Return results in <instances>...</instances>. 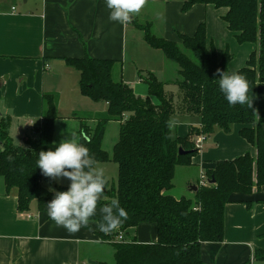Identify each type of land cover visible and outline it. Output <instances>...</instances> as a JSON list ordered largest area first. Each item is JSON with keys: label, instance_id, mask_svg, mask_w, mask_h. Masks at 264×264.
<instances>
[{"label": "trees", "instance_id": "1", "mask_svg": "<svg viewBox=\"0 0 264 264\" xmlns=\"http://www.w3.org/2000/svg\"><path fill=\"white\" fill-rule=\"evenodd\" d=\"M181 1L185 11L195 4L227 8L224 20L238 42L256 44L247 65L238 71L248 82L252 107H231L220 92L219 76L227 71L233 56L226 51L219 57L213 46L208 48L205 22L193 36L181 34L180 45L156 36L150 24L135 20L145 40L179 65L178 101L165 92V84L153 73H140L149 94H136L122 78L121 61L88 55L65 59L80 75L82 94L108 105L105 112L93 117L94 127L83 123L80 132L88 137L86 146L97 163L114 161L118 165V178L114 183L107 181L98 209L117 199L128 212V219L117 230L108 234L98 231L100 239L114 248V262L98 264H209L202 258V244L223 241L225 208L233 195L251 194L255 187L264 186V97L257 96L258 86L264 84V0ZM118 65L119 76H115ZM58 102L57 93L43 95V123L37 130L38 138L29 140L26 148L13 144L0 121L4 146V150L0 148V175L8 192L17 190L21 212H28L36 200L39 210L47 213V203L54 198L55 193L43 184L45 178L37 160L40 151L52 149ZM176 113L199 118V126L191 125L186 138L174 135ZM74 114L73 118L82 119ZM111 122H118L120 128L112 151H108L103 142ZM235 125H242L239 133L255 147L256 157L248 152L219 161L207 171L206 185L195 184L197 191L189 195L171 192L177 167L194 165L199 151L195 137H209L217 131L231 133ZM81 143L85 141L81 139ZM181 148L188 152L181 153ZM211 178L215 183L209 182ZM68 187L60 188L66 191ZM100 219L98 214L94 221L99 223ZM145 222L157 225L156 242L141 243L136 237L117 240L121 233ZM258 257L264 258V253Z\"/></svg>", "mask_w": 264, "mask_h": 264}, {"label": "crops", "instance_id": "2", "mask_svg": "<svg viewBox=\"0 0 264 264\" xmlns=\"http://www.w3.org/2000/svg\"><path fill=\"white\" fill-rule=\"evenodd\" d=\"M227 11L213 4H195L185 11L181 0H146L141 11L121 25L109 20L104 0H0V121L13 144L26 148L29 140L38 138L37 130L43 123V95L57 93L59 118L52 150L61 140L70 139L71 131L80 137L83 123L61 111L67 110V96L82 94L80 75L65 59L86 55L121 61L122 78L141 96L149 94V86L140 80V73H153L165 84V92L178 101L179 65L145 40L135 20L150 24L156 36L178 42L181 34L193 36L205 22L208 48L213 46L219 57L229 51L233 58L227 72L238 73L247 65L256 44L238 42L224 20ZM257 96L264 97V84L258 86ZM70 102L66 105L73 112L76 107ZM103 103L102 113L108 107ZM96 115L90 116L94 125ZM199 124L197 117L176 113L174 135L186 138L190 126ZM241 128L235 125L231 133L217 131L206 137L194 165L185 170L177 167L174 181L181 170L184 182L200 183L208 179L207 171L219 161L248 152L256 157L255 147L240 135ZM102 163L114 162H99L97 166ZM44 178L43 184L57 191L70 184L66 178ZM232 199L225 208L223 241L204 242L202 258L209 264H264V258L258 257L264 253V186L255 187L251 194H234ZM18 206L17 190L8 192L0 175V264H85L88 259L106 261L103 253L114 254L110 242L100 239L96 221L69 233L40 211L36 200L28 212H21ZM124 236L153 243L158 239L157 225L141 223Z\"/></svg>", "mask_w": 264, "mask_h": 264}, {"label": "clouds", "instance_id": "3", "mask_svg": "<svg viewBox=\"0 0 264 264\" xmlns=\"http://www.w3.org/2000/svg\"><path fill=\"white\" fill-rule=\"evenodd\" d=\"M146 0H104L109 11V20L121 25L128 23L133 15L138 14ZM218 87L231 107L236 105L252 107L249 97V85L245 77L232 72H222ZM171 126V122H170ZM81 139L85 143H81ZM88 137L81 133L77 137L71 131L70 139H63L54 150L40 151L37 160L43 175L52 179L66 178L70 181L66 191H57L47 203V215L59 227L69 233H76L87 227L99 214L97 228L105 233L117 230L128 219V212L119 200L112 199L99 207L103 200L107 177L104 169L97 166V161L86 146ZM55 144V142H53Z\"/></svg>", "mask_w": 264, "mask_h": 264}, {"label": "rangeland", "instance_id": "4", "mask_svg": "<svg viewBox=\"0 0 264 264\" xmlns=\"http://www.w3.org/2000/svg\"><path fill=\"white\" fill-rule=\"evenodd\" d=\"M179 43H180V45L182 44L181 41ZM119 66L120 65H118L116 67L115 76H119V72H118ZM80 88L81 87H79V89ZM82 96H83L82 94H77L74 97H72L71 95L67 96L66 101L64 103L65 109H67V110L64 112L61 111V113H62V115H65V116L69 115L68 118H71L78 123L79 122L80 123H89L91 125V127H94V123L90 122V120L88 121L89 118L87 116H94L96 114L102 113V111H104V110H99V109H103L104 103L93 101L91 98H89L85 95L84 96L87 97V99H84V97H82ZM70 100L73 101V105H75V107H76V110H73V112H70V110L68 109V106L66 105V103H71ZM82 102H84V103H82ZM74 113L77 114L82 119L78 118L77 116H76L77 118H75V117L73 118L72 115ZM0 128H1V126H0ZM0 134H1V132H0ZM118 137H119V123H117V122L110 123L108 125L106 135H105V139H104V143H103L104 148L106 150L112 151L114 144L117 141ZM0 138H1V136H0ZM112 162H114V161H112ZM99 166L104 169L105 176L107 177V181L109 183L116 182V180L118 178V171H117L118 165L116 162H114L112 164L102 163ZM183 168H184L183 170L187 169V167H183ZM182 172L183 171H181V170L178 171L176 179L174 181V187L171 190V192H173L177 195H189L191 192L189 190L190 187L192 185L196 184L197 181H193V182L187 184L186 182L183 181L184 176L182 175ZM117 240H118V238H117ZM111 249L113 252V248H111ZM103 255H104V258H102V259H106V261H108V262H114V254L113 253L108 254L106 252V253H103Z\"/></svg>", "mask_w": 264, "mask_h": 264}, {"label": "built area", "instance_id": "5", "mask_svg": "<svg viewBox=\"0 0 264 264\" xmlns=\"http://www.w3.org/2000/svg\"><path fill=\"white\" fill-rule=\"evenodd\" d=\"M205 138H206V137H205V135H203V134L197 136L196 141H195V144H196V146H197L198 148L202 145V143L204 142ZM207 183H208V181H207L206 178H204V179L200 182L201 185H206ZM118 240H119V241H126V237L124 236L123 233H121V234L118 236ZM85 264H86V263H85Z\"/></svg>", "mask_w": 264, "mask_h": 264}, {"label": "water", "instance_id": "6", "mask_svg": "<svg viewBox=\"0 0 264 264\" xmlns=\"http://www.w3.org/2000/svg\"><path fill=\"white\" fill-rule=\"evenodd\" d=\"M0 148H1L2 150H4V146H3V143H2V142H0ZM180 152H181V153H187L188 151H185L183 148H181V149H180ZM209 182H210V183H215L214 178H211V179L209 180ZM190 189L193 190V191H197V190H198V186L194 184V185H192V186L190 187ZM88 263H89V264H98L97 261H93V260H91V259H88Z\"/></svg>", "mask_w": 264, "mask_h": 264}]
</instances>
